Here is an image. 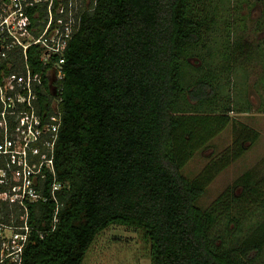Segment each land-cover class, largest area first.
<instances>
[{"label": "trees", "instance_id": "trees-1", "mask_svg": "<svg viewBox=\"0 0 264 264\" xmlns=\"http://www.w3.org/2000/svg\"><path fill=\"white\" fill-rule=\"evenodd\" d=\"M50 1L53 21L59 8L67 13L73 4L23 3L38 32ZM259 2L257 30L264 28V0ZM88 6L79 11L59 83L54 169L67 187L57 193L54 225L52 202L30 213L35 232L22 264H82L96 236L112 226L141 232L150 244V264H264V178L247 173L237 181L238 195L229 188L208 208L197 206L230 160L258 138L232 121L231 113L249 111L222 101L219 75L252 61L254 53L264 58V40L252 48L229 38V25L218 20L211 0H89ZM27 57L32 73H42L35 48ZM37 95L46 100L45 93ZM229 124L230 153L195 178L184 177L193 155Z\"/></svg>", "mask_w": 264, "mask_h": 264}, {"label": "built area", "instance_id": "built-area-1", "mask_svg": "<svg viewBox=\"0 0 264 264\" xmlns=\"http://www.w3.org/2000/svg\"><path fill=\"white\" fill-rule=\"evenodd\" d=\"M24 2L0 0V264H22L35 232L30 213L50 201L54 225L61 206L57 193L67 187L57 181L54 152L61 125L64 52L79 21L72 16V3L67 13L59 8L53 21L50 1L47 22L38 32L31 28ZM29 48H35L42 73H32ZM38 91L46 100L39 99Z\"/></svg>", "mask_w": 264, "mask_h": 264}, {"label": "rangeland", "instance_id": "rangeland-1", "mask_svg": "<svg viewBox=\"0 0 264 264\" xmlns=\"http://www.w3.org/2000/svg\"><path fill=\"white\" fill-rule=\"evenodd\" d=\"M244 1L211 0L212 4L216 5L217 14H220L218 20H224L227 26L229 25V38H237L238 42L247 43L254 48L264 40V28L256 29V21L259 20L261 14V1ZM88 3L89 0H73L71 9H73L74 20L77 19L79 11H84L89 7ZM241 19H243V29L239 30L237 26ZM220 32L221 27L217 26L216 36ZM223 33L226 34V32ZM218 51L222 50L219 48ZM199 54L206 59L205 49H200ZM254 54L252 61H244L241 67L228 75H219V81L225 88L220 94L222 101L230 104L235 111L244 109L249 111L243 114L231 113L232 121L242 123L257 133L258 138L251 145H245L242 156L236 160H230L228 167L218 174L205 189L203 196L197 201V206L202 210L208 208L229 188L235 195H238L242 188L237 181L243 175L250 173L255 180L264 178V58ZM191 64L196 67L197 57L193 56ZM216 64H219L218 60ZM187 73L189 72L184 74L186 79L191 75ZM227 97L230 98L227 99ZM232 146V126L229 124L206 147L193 155L182 169L183 176L189 180L195 178L212 160L225 152L230 153ZM149 255L150 244L141 232L121 226H112L96 236L82 264H150Z\"/></svg>", "mask_w": 264, "mask_h": 264}]
</instances>
